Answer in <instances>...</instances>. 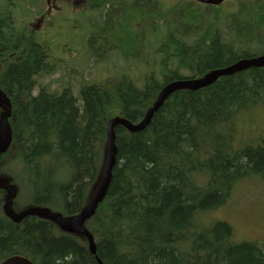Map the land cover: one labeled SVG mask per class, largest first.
<instances>
[{"label": "trees", "instance_id": "1", "mask_svg": "<svg viewBox=\"0 0 264 264\" xmlns=\"http://www.w3.org/2000/svg\"><path fill=\"white\" fill-rule=\"evenodd\" d=\"M14 1L0 0V89L12 103V140L0 154V177L18 185L17 210L78 213L104 168L109 119L139 122L169 82L264 52V0H234L236 12L226 18L238 44L217 24L222 6L178 0L169 13L160 0H86L90 10L104 12V24L88 38L97 59L117 50L141 59L145 18L168 28L175 18L161 72L145 75L142 87L123 73L79 81L77 95L69 83L51 90L36 80L57 69L51 43L37 38L31 17L18 16L20 7L27 9L24 0ZM38 8L45 16L51 10L46 2ZM170 59L177 63L169 67ZM258 106H264V66L173 92L142 131L117 125L108 193L87 221L96 254L85 237L52 221H12L0 198V262L18 254L35 264H264V241L236 240L224 220L205 222L239 182H264V137L240 146L236 136L239 116Z\"/></svg>", "mask_w": 264, "mask_h": 264}, {"label": "rangeland", "instance_id": "2", "mask_svg": "<svg viewBox=\"0 0 264 264\" xmlns=\"http://www.w3.org/2000/svg\"><path fill=\"white\" fill-rule=\"evenodd\" d=\"M16 1L18 0L14 2ZM30 1L20 2H25L27 9L20 7L18 16L25 19L31 17L30 23L37 27V38L51 43V56L57 63L55 72L36 77L38 86L48 85L51 90H55L69 83L76 95L79 93V81L101 80L107 76L123 73L129 75L138 86L142 87L145 75L161 72V59L167 52L163 48L166 43L165 38L168 37L169 31L173 32L174 28L175 31L177 29L174 26L175 18L172 19L170 28L160 19H157L156 23L152 19L145 18L144 28L147 39L143 47L144 56H141V59L125 56L124 50L112 52L106 59L103 58V54H100L98 55L100 59H97L90 53L88 38L92 31L104 24V12L90 10L92 8L85 0H70V6H67L70 1L61 0L59 10L53 13L52 18L49 17V20L44 21L39 15L38 7L41 8L46 0H37L39 4L37 6H33ZM160 1L165 7H170L169 13L177 8L178 0ZM236 9L234 0L228 1L226 5L223 4L217 24L227 40L238 44L234 35L236 32L231 28V20L226 18V14L236 12ZM114 45L120 47L119 44L114 43ZM170 62L169 67L175 65L174 62L177 63V60L173 62L170 59ZM181 73L189 75V72L184 69ZM37 92L38 87L34 90L35 94ZM236 136L240 139L238 140L240 146L252 139L264 137V106H258L253 111L239 116ZM216 220L229 222L235 230L236 240L254 239L263 242L264 182L255 177L245 178L239 182L233 188L228 201L222 207L210 212L205 222L211 223Z\"/></svg>", "mask_w": 264, "mask_h": 264}, {"label": "water", "instance_id": "3", "mask_svg": "<svg viewBox=\"0 0 264 264\" xmlns=\"http://www.w3.org/2000/svg\"><path fill=\"white\" fill-rule=\"evenodd\" d=\"M205 4L219 5L224 0H197ZM264 66V54L257 57L241 59L236 63L221 69H215L207 73L203 77L197 79H179L171 81L166 84L160 91L157 99L151 107L147 110L144 118L134 123L124 117L116 116L108 121L107 143L105 146V163L100 180L94 192L90 197L88 203L81 208L78 213L65 216L61 212L54 211L48 207H30L22 212H16L13 209V202L17 196V185L10 182V179L0 177V188H4L7 192L4 203L5 213L14 221L19 222L26 216H39L48 219L59 227L70 233L80 234L85 236L89 242V249L91 253L96 254V242L93 234L88 230L85 221L90 218L97 210L100 202L103 201L108 193V189L112 180L113 168L117 161V143L116 131L117 125H123L131 132L142 131L151 122L155 111H157L170 94L179 89H199L212 84L221 75L232 74L250 67ZM0 108L2 110L0 115V154L4 153L12 139V130L9 119L12 115V103L4 92L0 90ZM101 263V262H100ZM1 264H34L30 259L13 255L1 262Z\"/></svg>", "mask_w": 264, "mask_h": 264}, {"label": "flooded vegetation", "instance_id": "4", "mask_svg": "<svg viewBox=\"0 0 264 264\" xmlns=\"http://www.w3.org/2000/svg\"><path fill=\"white\" fill-rule=\"evenodd\" d=\"M70 1V0H68ZM1 112V111H0ZM6 190L4 188H0V198H2V208H3V211H4V203H5V197H6ZM17 206V199H14V202H13V208L16 212H21L22 210H17L16 208ZM24 219V218H23ZM22 219V220H23ZM13 221V220H12ZM17 223V222H16Z\"/></svg>", "mask_w": 264, "mask_h": 264}]
</instances>
